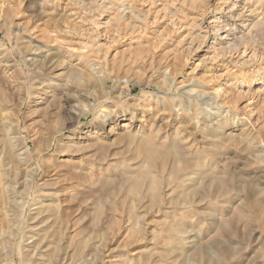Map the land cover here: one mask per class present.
<instances>
[{
    "label": "rangeland",
    "instance_id": "obj_1",
    "mask_svg": "<svg viewBox=\"0 0 264 264\" xmlns=\"http://www.w3.org/2000/svg\"><path fill=\"white\" fill-rule=\"evenodd\" d=\"M219 263L264 264V0H0V264Z\"/></svg>",
    "mask_w": 264,
    "mask_h": 264
},
{
    "label": "bare ground",
    "instance_id": "obj_2",
    "mask_svg": "<svg viewBox=\"0 0 264 264\" xmlns=\"http://www.w3.org/2000/svg\"><path fill=\"white\" fill-rule=\"evenodd\" d=\"M90 70H92V69H90ZM212 114L213 113H211L210 115H212ZM134 118H135L134 114H132L131 119H134ZM125 138L130 140V141H133V142L135 140H137L136 135H127L124 137V139ZM146 138L147 139L143 138L140 142V146L141 147L143 146L141 149V152L144 154L145 162L148 163L150 168H153V166L157 163V161H161V163H166V161L168 159H171V163H172L171 174L174 177V180H176V183H178V184H176L177 189H179V192H181V194L184 195V198L186 201H189V203H192L190 201V200H192L191 199L192 197L190 196V194L187 193L188 189H186V188L184 189V185H186L188 182H190V183L195 182V178L193 176H195L197 178H203L204 177L203 176L205 174V171L203 170L204 165L201 161V158H199V155H196L195 157L190 159V158H188L187 154L182 153L181 150L179 149V147L174 143L169 144L168 146L166 145L165 150H160L155 146L156 140L153 139V137L147 136ZM133 171H135V170H133ZM121 178L123 179L124 182H127L133 178V175L131 173H125ZM148 178H149V173H142V172L139 173V175H137V177L134 178L135 181H134V185L131 188V191H133L134 194H138L139 190L144 186L146 181L149 180L151 182L150 187H149V192L151 195L152 204L156 205L157 202L161 198L160 192H159L160 191L159 184L157 183V180H155L154 178H152V179H148ZM107 184H108V180L104 181V186H106ZM214 184H215L214 180L211 179L210 185H214ZM189 192H191V191H189ZM173 205L177 206V208H179L181 206V203L177 204L176 202H173ZM175 222L176 223H174L170 227H168V229H169L168 231H170V234L172 232L177 233V232L182 231L181 226H182L183 220L182 219L175 220ZM223 225H225V224H223ZM171 244H173L174 247L180 246L179 243L176 241H171ZM219 246H221V245H219ZM178 248L180 249V247H178ZM201 250H204V249H201ZM228 252L230 253L231 250H228Z\"/></svg>",
    "mask_w": 264,
    "mask_h": 264
}]
</instances>
